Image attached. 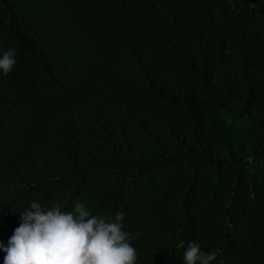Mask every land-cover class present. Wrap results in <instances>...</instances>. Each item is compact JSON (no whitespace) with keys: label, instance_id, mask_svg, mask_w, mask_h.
I'll return each mask as SVG.
<instances>
[{"label":"trees","instance_id":"1","mask_svg":"<svg viewBox=\"0 0 264 264\" xmlns=\"http://www.w3.org/2000/svg\"><path fill=\"white\" fill-rule=\"evenodd\" d=\"M8 49L0 242L81 202L136 264H264V0H0Z\"/></svg>","mask_w":264,"mask_h":264},{"label":"clouds","instance_id":"2","mask_svg":"<svg viewBox=\"0 0 264 264\" xmlns=\"http://www.w3.org/2000/svg\"><path fill=\"white\" fill-rule=\"evenodd\" d=\"M15 50L2 51L0 72L8 75L15 64ZM20 225L13 231L3 264H136L137 250L123 230L124 214L108 218L93 214L81 202L73 210H62L60 203L43 206L33 201L20 214ZM218 251L205 252L190 242L183 253L184 264H212Z\"/></svg>","mask_w":264,"mask_h":264}]
</instances>
